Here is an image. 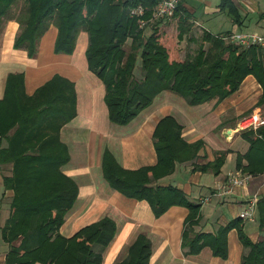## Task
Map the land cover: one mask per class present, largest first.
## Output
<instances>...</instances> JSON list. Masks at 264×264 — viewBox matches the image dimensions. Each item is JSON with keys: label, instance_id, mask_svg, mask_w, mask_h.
<instances>
[{"label": "trees", "instance_id": "trees-1", "mask_svg": "<svg viewBox=\"0 0 264 264\" xmlns=\"http://www.w3.org/2000/svg\"><path fill=\"white\" fill-rule=\"evenodd\" d=\"M158 2L0 0V31L7 22H18L20 30L14 47L27 51L29 58L36 56L38 44L51 25L58 28L57 54H73L78 35L87 32L89 69L103 82L109 120L119 126L129 125L164 91L182 97L190 106L214 100L219 103L236 93L249 76L262 88L257 107L264 106L263 47L242 48L205 31L197 54L181 60L178 52L172 55L160 22L148 25L147 34V28H141L139 19L131 15L132 9L142 6L145 19H150ZM221 8L239 22L231 0H224ZM177 14L178 10L174 18ZM192 27L187 21L179 23L171 43L173 49L184 50L188 42H193ZM139 57L141 64L137 65ZM76 116L77 93L68 79L55 76L28 96L24 75H9L0 100V166H12L3 185L13 192L12 213L1 229L3 241L10 246L6 264H103V251L117 230L112 220L105 218L71 238L61 234L79 193L76 182L63 172L70 154L61 141V130ZM242 137L249 149L238 155L237 169L250 175L264 173V127L258 132H244ZM154 138L158 156L154 167L127 171L109 151L105 152L102 171L109 186L128 198L147 201L157 218L174 206L188 209L182 241L187 255H197L209 246L214 256L226 259L228 234L238 227L240 240L249 249L242 264H264V237L257 243L250 241L242 231L243 219L221 227L215 235L193 233V227L199 224L201 205L191 202L175 187L153 184L173 174L177 163L196 160L204 142L187 143L182 126L172 117L159 123ZM228 154L217 152L213 162L195 170L219 176ZM257 211L264 235V197L257 202ZM151 254L150 241L140 235L127 258L118 264H150Z\"/></svg>", "mask_w": 264, "mask_h": 264}, {"label": "crops", "instance_id": "crops-1", "mask_svg": "<svg viewBox=\"0 0 264 264\" xmlns=\"http://www.w3.org/2000/svg\"><path fill=\"white\" fill-rule=\"evenodd\" d=\"M223 1L180 0L175 18L158 21L160 30L175 38L179 23L187 21L193 25L190 37L194 39L187 45L193 47L199 42L197 32L207 31L222 38L232 34L264 37V0H231L238 23L227 9L221 8ZM19 30L18 22L9 21L0 31V100L4 98L9 75L20 73L25 77L28 96L55 76L74 83L77 93V116L62 128L61 141L70 154L63 172L76 182L79 193L74 207L65 217L61 234L71 238L83 228L108 218L117 230L103 251V264L124 261L140 235L150 241V264H242L249 249L240 240L238 227L228 234L226 259L214 256L209 246L197 255H187L182 241L189 210L174 206L157 218L147 201L128 198L112 189L103 176L102 165L104 154L109 151L127 171L156 166L154 132L164 118H174L182 126V137L187 143L202 141L204 146L196 160L177 163L173 174L153 184L175 187L191 202L201 205L199 224L193 227V233L215 235L221 227L240 218V213L251 201L258 202L264 197V173L251 175L249 184L235 188L231 194L222 189L230 176L250 175L236 166L238 155H244L249 149V143L242 137L244 132L236 131V127L244 115L261 109L257 104L262 88L257 80L249 76L240 89L224 101L214 100L199 106H190L182 97L164 91L129 125L119 126L109 120L103 82L89 69L87 32L78 35L73 54H57L58 28L51 25L38 44L36 56L29 58L27 51L14 47ZM220 151H229V154L219 176L195 170L197 166L213 162ZM1 167L12 168L11 165ZM5 192H11L13 197L12 191ZM206 198L209 199L205 201ZM242 226L243 233L253 243L263 239L258 211L254 220H244ZM4 244L7 247L0 245V264H6L10 250V246Z\"/></svg>", "mask_w": 264, "mask_h": 264}, {"label": "built area", "instance_id": "built-area-1", "mask_svg": "<svg viewBox=\"0 0 264 264\" xmlns=\"http://www.w3.org/2000/svg\"><path fill=\"white\" fill-rule=\"evenodd\" d=\"M180 0H159L158 4L152 12L150 19H145L146 11L142 6H138L131 11V15L139 19L141 28H146L148 25L158 21L174 18ZM228 43L234 44L242 48H249L251 46L264 47V37L257 34H232L223 37ZM264 127V113L261 109L253 111L247 115H244L237 123L236 131L246 132L253 131L258 132ZM252 179L251 175H238L230 176L224 186L225 193L231 194L237 187H243L250 183ZM209 198H206L207 201ZM257 213V201H251L246 208L240 213L239 217L243 220H254Z\"/></svg>", "mask_w": 264, "mask_h": 264}, {"label": "rangeland", "instance_id": "rangeland-1", "mask_svg": "<svg viewBox=\"0 0 264 264\" xmlns=\"http://www.w3.org/2000/svg\"><path fill=\"white\" fill-rule=\"evenodd\" d=\"M146 28H147L146 32L148 34L150 32V26L146 27ZM196 35H198V37H199L198 38L199 42L194 47H193L192 44L191 45H186L184 50H180L177 47L176 48L174 47V49H173L174 45L171 44L174 41V36L173 35L172 36L165 35V39L168 42V47L170 46L172 48L171 49L172 55H176V53L178 52L181 60H186V59H189V58H193L198 52V49H199L200 44H201L200 41L202 42L203 34L197 32ZM126 49H127V51H130V42L127 44ZM140 64H141V59L139 57L137 65H140ZM139 75H140V73L138 72L137 76L140 77ZM174 97H177V96L174 95ZM260 108L262 109V112L264 113V106L260 107ZM10 175H11V170L10 169L4 168V167L0 168V180H2V183H3L4 177L10 176ZM2 183L0 181V230L5 225V222L7 221V219L10 217V215L12 213L11 192L9 194H6V192H5L6 190H4L5 188H4V185ZM0 242H1L0 245L7 247V245L4 244V241L2 240L1 232H0ZM94 249H95V251H98L97 249H99V247L96 246Z\"/></svg>", "mask_w": 264, "mask_h": 264}]
</instances>
